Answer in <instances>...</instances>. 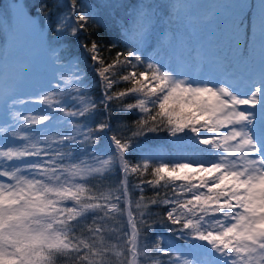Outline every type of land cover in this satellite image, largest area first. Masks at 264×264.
<instances>
[{"label": "snow or ice", "instance_id": "6c2138e0", "mask_svg": "<svg viewBox=\"0 0 264 264\" xmlns=\"http://www.w3.org/2000/svg\"><path fill=\"white\" fill-rule=\"evenodd\" d=\"M55 7L38 111L0 76V264H264V0L195 20L217 25L207 62L178 39L185 0L121 5L106 47L97 6Z\"/></svg>", "mask_w": 264, "mask_h": 264}, {"label": "rangeland", "instance_id": "374dc122", "mask_svg": "<svg viewBox=\"0 0 264 264\" xmlns=\"http://www.w3.org/2000/svg\"><path fill=\"white\" fill-rule=\"evenodd\" d=\"M229 2L230 0H185V3L190 5L189 14L193 17L194 23L189 26L181 24L178 39L185 41L188 48L192 50L195 49L197 40H203L204 45H206L209 37L216 35L217 25H203L196 23L195 20L211 13L213 11L212 6ZM163 3H167V0H163ZM222 19L221 17L218 23L222 22ZM44 42L45 36L37 19L28 14L22 6L10 8L7 14L2 13L0 15V50H8L7 58L0 55V76L4 73L5 65L10 71H19L23 75V87L19 90L21 95L18 99L28 102L23 103L25 104L24 107H21L23 104H17L14 111L24 115L26 114L25 110L29 108L26 106L33 104L27 94L36 92L38 86L50 78V74L42 70L44 61L49 65L46 52H40L41 44ZM24 45L26 46L25 56L18 60ZM205 53H210L207 47ZM18 61L23 64L19 65ZM209 69H212L211 65H209ZM0 127H3L2 122H0ZM2 135L3 133H0V136Z\"/></svg>", "mask_w": 264, "mask_h": 264}, {"label": "trees", "instance_id": "16d2710c", "mask_svg": "<svg viewBox=\"0 0 264 264\" xmlns=\"http://www.w3.org/2000/svg\"><path fill=\"white\" fill-rule=\"evenodd\" d=\"M58 2V0H0V15L5 12H9L10 8H18L19 5L25 8L28 12V14L34 16L39 24V27H41V23H43V33L45 36V42L44 44H41L42 47L40 48V51L46 52V56L49 60V65L44 61L45 67L42 68L43 71H46L50 74V78L48 79L47 82L42 83L41 85L38 86V90L41 89L42 87H45L48 85L49 81L51 80L52 76V57H53V48H56L57 45L54 43L50 45V41L52 39V32L50 31V28L55 27V19L57 15V8L55 7V4ZM152 3V2H157V3H162L163 0H83V3H91L95 6H97V10L99 12V24L95 25V38L99 41H101L105 47L109 41L115 42L113 40V37L115 36L116 29L112 23L114 18H117V13L119 15H123L124 10L121 8V5H132L134 3ZM169 0H167V3ZM249 3L254 4L256 0H248ZM47 5V7L44 9L48 15L46 16H41L38 14V10L43 6ZM106 5H116V8H108L105 7ZM181 24L177 25L176 27L179 28ZM83 36H80L77 39H83ZM60 47L65 48V49H71L73 51V54L76 53V48H77V40L76 39H66L62 42ZM26 46L24 45V49L18 56V60L20 57L25 56V51H26ZM81 54L82 50H81ZM105 56H107V53L105 52ZM19 65H22L23 63L18 61ZM23 70V69H22ZM51 83L54 85L56 83L55 80H51ZM124 85H120V87H123ZM49 91H52L53 89L49 88ZM91 94L93 96H98L99 95V89L93 87ZM35 105V106H34ZM39 105H36L33 103L32 106L28 108L26 111L25 115H28L30 112L35 113L39 109ZM31 109V111H30ZM136 119L134 115H129L126 116L123 121H117L113 120V126H116L119 123H130L132 120ZM152 137H157L153 144L151 146H156L159 144H162L164 139L167 138V133H159V134H149ZM140 142L144 145H149L148 141L143 140V138H140ZM134 160V157H133ZM136 180L135 178L132 179V183H135ZM139 193H137L138 195ZM146 196H151L152 192L151 191H146L144 193ZM153 211H156V209H153ZM154 239V237H153Z\"/></svg>", "mask_w": 264, "mask_h": 264}]
</instances>
